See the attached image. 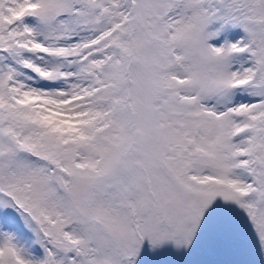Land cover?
Masks as SVG:
<instances>
[{"label": "snow or ice", "instance_id": "obj_1", "mask_svg": "<svg viewBox=\"0 0 264 264\" xmlns=\"http://www.w3.org/2000/svg\"><path fill=\"white\" fill-rule=\"evenodd\" d=\"M0 264H264V0H0Z\"/></svg>", "mask_w": 264, "mask_h": 264}]
</instances>
